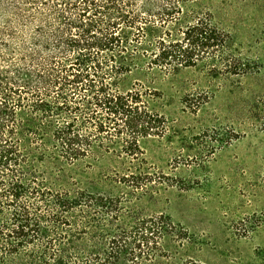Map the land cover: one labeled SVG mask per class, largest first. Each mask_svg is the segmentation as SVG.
<instances>
[{"label": "trees", "instance_id": "trees-1", "mask_svg": "<svg viewBox=\"0 0 264 264\" xmlns=\"http://www.w3.org/2000/svg\"><path fill=\"white\" fill-rule=\"evenodd\" d=\"M193 1L0 0V264H138L160 252L168 217L112 235L111 202L54 191L44 174L104 154L137 159L142 139L163 135L151 93L121 89L132 71L211 62L244 73L230 34L191 15ZM89 231L99 245L80 243Z\"/></svg>", "mask_w": 264, "mask_h": 264}, {"label": "rangeland", "instance_id": "rangeland-1", "mask_svg": "<svg viewBox=\"0 0 264 264\" xmlns=\"http://www.w3.org/2000/svg\"><path fill=\"white\" fill-rule=\"evenodd\" d=\"M188 11L211 14L230 34L226 52L244 73L211 62L171 74L132 71L121 89L151 93L146 102L165 118L163 135L142 139L137 159L98 155L49 165L44 177L54 191L111 202L104 211L112 235L168 217L160 252L138 264H264V0H195ZM88 233L80 243L99 245ZM117 264L131 262L121 256Z\"/></svg>", "mask_w": 264, "mask_h": 264}]
</instances>
